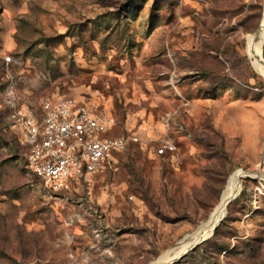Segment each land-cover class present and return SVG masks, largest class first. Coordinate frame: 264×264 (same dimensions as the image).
Segmentation results:
<instances>
[{"label": "rangeland", "instance_id": "rangeland-1", "mask_svg": "<svg viewBox=\"0 0 264 264\" xmlns=\"http://www.w3.org/2000/svg\"><path fill=\"white\" fill-rule=\"evenodd\" d=\"M263 13L264 0H0V264H150L210 218L237 169L264 175L247 47ZM64 96L140 141L55 190L16 122ZM226 210L172 264H264V177L245 176Z\"/></svg>", "mask_w": 264, "mask_h": 264}, {"label": "built area", "instance_id": "built-area-1", "mask_svg": "<svg viewBox=\"0 0 264 264\" xmlns=\"http://www.w3.org/2000/svg\"><path fill=\"white\" fill-rule=\"evenodd\" d=\"M4 58L9 62L13 55ZM16 123L30 170L55 190L72 188L105 170L117 153L140 141L133 132L110 134L115 118L74 96L45 99L39 112H22ZM174 147L163 143L156 153L163 155Z\"/></svg>", "mask_w": 264, "mask_h": 264}, {"label": "bare ground", "instance_id": "bare-ground-1", "mask_svg": "<svg viewBox=\"0 0 264 264\" xmlns=\"http://www.w3.org/2000/svg\"><path fill=\"white\" fill-rule=\"evenodd\" d=\"M247 47L254 67L264 77V15L260 32L258 35L253 33L248 36ZM245 174L246 170L237 169L232 175H230V178L222 192L221 198L214 207L210 218L204 222L188 240L182 241L178 246L170 249L167 253L161 255L157 260H154L150 264H169L195 242L209 236L226 212L230 200L237 196L240 192L242 180L245 177ZM262 177H264V175Z\"/></svg>", "mask_w": 264, "mask_h": 264}, {"label": "water", "instance_id": "water-1", "mask_svg": "<svg viewBox=\"0 0 264 264\" xmlns=\"http://www.w3.org/2000/svg\"><path fill=\"white\" fill-rule=\"evenodd\" d=\"M261 30V25L260 27L258 28V30L255 32L257 35L258 33L260 32ZM246 177H262L263 174L261 172H258V171H246V174H245ZM236 197V196H235ZM233 199L230 200V202L232 201ZM229 202V204H230ZM228 204V205H229ZM227 211V210H226ZM225 214L226 212L224 213V215L222 216V218L219 220V222L216 224L214 230L212 231V233L209 235L211 236L212 234H214L216 228L218 227V225L220 224V222L222 221V219L225 217ZM209 236L203 238V239H200L199 241L195 242L193 245H191L185 252H183L182 254H180L177 258H175L174 260H172L169 264H172L173 262L183 258L188 252H190L191 250H193L194 248H196L200 243H202L204 240H206Z\"/></svg>", "mask_w": 264, "mask_h": 264}, {"label": "trees", "instance_id": "trees-1", "mask_svg": "<svg viewBox=\"0 0 264 264\" xmlns=\"http://www.w3.org/2000/svg\"><path fill=\"white\" fill-rule=\"evenodd\" d=\"M40 178V177H39Z\"/></svg>", "mask_w": 264, "mask_h": 264}]
</instances>
